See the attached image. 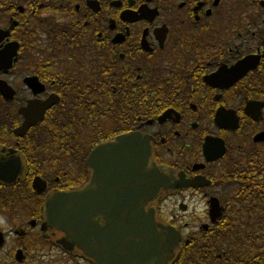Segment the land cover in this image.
<instances>
[{
  "label": "flooded vegetation",
  "instance_id": "1",
  "mask_svg": "<svg viewBox=\"0 0 264 264\" xmlns=\"http://www.w3.org/2000/svg\"><path fill=\"white\" fill-rule=\"evenodd\" d=\"M242 10L240 0H0V161L18 170L0 180V264H128L113 261L112 237L90 255L82 227L51 221L60 193L90 198L95 231L125 218L137 232L152 216L179 237L164 264H264L254 237L264 26ZM252 56L258 66L237 79ZM130 134L126 152L88 164ZM145 168L168 185L148 200L130 192Z\"/></svg>",
  "mask_w": 264,
  "mask_h": 264
},
{
  "label": "water",
  "instance_id": "2",
  "mask_svg": "<svg viewBox=\"0 0 264 264\" xmlns=\"http://www.w3.org/2000/svg\"><path fill=\"white\" fill-rule=\"evenodd\" d=\"M253 58H246L241 64L237 65V79L246 74L250 69H254L259 64V56H252ZM260 103V102H255ZM261 116L260 108L258 107V112H254V118L259 119ZM32 123H25L23 130L25 131L27 126ZM262 134H259L257 138H261ZM129 138H134L133 135H128L126 137L119 138L118 144H111L107 148L99 147L94 150L90 157L88 158V164L93 165L95 160V155L98 153L103 154H115L126 152V148L123 149V141L125 142ZM261 140V139H260ZM264 140V139H262ZM100 153V154H101ZM143 166V163L140 162ZM95 168V165H93ZM143 167H140L142 170ZM100 170V169H98ZM125 170V168L123 169ZM105 172H109V168L104 169ZM17 168L13 162L10 167L7 164L0 161V180L11 182L17 176ZM143 180H140V185L135 184L130 187L131 193H140L145 196L146 200L154 194V190H158L160 186H168L164 178L159 174L158 171H146L142 175ZM38 179V180H37ZM37 183L41 181L37 178ZM44 183V182H43ZM43 189L45 188V183L43 184ZM42 191V189H38ZM156 192V191H155ZM87 196L90 197L91 190L86 192ZM90 198L86 201L82 198L77 197V193H60L48 199L47 202V215L57 226L63 228L67 227H82V232H87L91 238L87 240V246L83 247L88 254L93 255L94 252L98 251H109V246L106 245H96L95 243L109 242L110 238H113V246L110 249L114 250L115 259L125 260L128 264H164L170 258L173 250L179 246V237H172L170 231L163 233L157 232L154 219L149 215H141L140 221L141 228L135 232L125 233L123 224L120 222L122 220H117L114 218V230L111 232L110 228H106L102 231H95L92 228V218L90 215L91 210ZM134 216V215H133ZM131 219V218H130ZM85 228V229H84ZM121 229H124L122 231ZM108 245V244H107ZM108 256L104 258L106 260ZM120 262V261H119Z\"/></svg>",
  "mask_w": 264,
  "mask_h": 264
},
{
  "label": "rangeland",
  "instance_id": "3",
  "mask_svg": "<svg viewBox=\"0 0 264 264\" xmlns=\"http://www.w3.org/2000/svg\"><path fill=\"white\" fill-rule=\"evenodd\" d=\"M240 3L243 8V13L245 14L246 11H248L251 13L253 18L256 19L255 24L257 25V29L262 28L264 26V12L260 10L257 3L253 0H240ZM254 223V237L256 238V235L261 236V238H256V240L263 242L262 233L264 232V213H262V218L257 215L254 216Z\"/></svg>",
  "mask_w": 264,
  "mask_h": 264
},
{
  "label": "trees",
  "instance_id": "4",
  "mask_svg": "<svg viewBox=\"0 0 264 264\" xmlns=\"http://www.w3.org/2000/svg\"><path fill=\"white\" fill-rule=\"evenodd\" d=\"M259 170L262 171V172H264V166H261V167L259 168ZM262 236L264 237V232L262 233Z\"/></svg>",
  "mask_w": 264,
  "mask_h": 264
}]
</instances>
